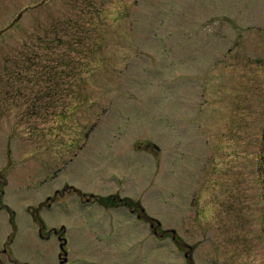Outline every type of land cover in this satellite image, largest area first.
<instances>
[{"label": "rangeland", "instance_id": "rangeland-1", "mask_svg": "<svg viewBox=\"0 0 264 264\" xmlns=\"http://www.w3.org/2000/svg\"><path fill=\"white\" fill-rule=\"evenodd\" d=\"M110 196L264 264V0H0V264H186Z\"/></svg>", "mask_w": 264, "mask_h": 264}, {"label": "flooded vegetation", "instance_id": "flooded-vegetation-1", "mask_svg": "<svg viewBox=\"0 0 264 264\" xmlns=\"http://www.w3.org/2000/svg\"><path fill=\"white\" fill-rule=\"evenodd\" d=\"M111 200H112V203L114 204L116 203L115 206L117 208L125 209L131 216L135 217V219L139 223H143L145 226H147L150 234H153L155 236V237L153 236V238H155L156 240H159L160 238L165 239L169 237L170 240L174 243V245L177 246L179 251L182 252L184 259H187L188 261L191 260V247L188 246L186 243L179 241L178 237L176 236V232L174 230L162 229L161 225L159 224L157 220H155L154 218L146 214V211L144 210L143 206L139 204L138 201H135L128 197L119 198L118 196H112ZM84 202L85 204L90 203L89 200H85ZM99 206L102 208H106L100 204ZM107 209H111V208H107ZM40 227L41 228H39V235L42 240L50 241L53 236L55 237L56 241L58 242V245L60 246L61 240L63 239L64 230L57 231V230L52 229V231L50 232L46 231V236H44L43 235L44 231H42L44 230V226L41 224ZM10 242L11 240L9 241V243ZM60 255L61 254L59 252V256ZM62 260L63 258L60 260V263Z\"/></svg>", "mask_w": 264, "mask_h": 264}, {"label": "trees", "instance_id": "trees-1", "mask_svg": "<svg viewBox=\"0 0 264 264\" xmlns=\"http://www.w3.org/2000/svg\"><path fill=\"white\" fill-rule=\"evenodd\" d=\"M56 84V83H55ZM41 98H43L41 96ZM112 197L110 198H100L98 199V203L106 208H114V206L116 205V203H112ZM115 202V201H114Z\"/></svg>", "mask_w": 264, "mask_h": 264}, {"label": "water", "instance_id": "water-1", "mask_svg": "<svg viewBox=\"0 0 264 264\" xmlns=\"http://www.w3.org/2000/svg\"><path fill=\"white\" fill-rule=\"evenodd\" d=\"M65 245H66V242H65V241L60 245V250L62 251V254H63V256H64L63 258H65V259H63V260L61 261L60 264H66V262H67V258H66L67 253L64 251V247H65ZM59 259H62V255L59 257Z\"/></svg>", "mask_w": 264, "mask_h": 264}]
</instances>
